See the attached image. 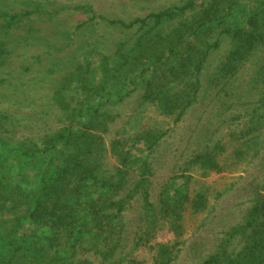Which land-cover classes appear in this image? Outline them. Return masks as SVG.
Wrapping results in <instances>:
<instances>
[{
    "label": "trees",
    "instance_id": "obj_1",
    "mask_svg": "<svg viewBox=\"0 0 264 264\" xmlns=\"http://www.w3.org/2000/svg\"><path fill=\"white\" fill-rule=\"evenodd\" d=\"M0 14L7 18V32L31 12ZM174 20L170 29L167 24ZM110 23L136 29L133 42L118 43L112 56L92 53L63 78L53 93L60 127L36 140L13 143L0 137V264H143L132 254L147 246L154 252L153 264L176 260L177 242L149 245L151 239L158 224L178 237L185 204L197 208L202 196L190 201L185 188L171 193L170 179L152 203V164L163 135L143 130L112 140L108 148L104 136L116 119L108 109L140 91L143 102L180 121L198 101L200 76L219 48L215 36L232 45L217 77H235L264 44V0H186L145 18ZM247 88L258 97L262 113L254 114L260 108H253L251 118L256 115L260 123L264 58ZM221 91L226 97L234 93L232 86ZM135 144L141 145L138 153L132 151ZM107 153L118 158L116 165L107 162ZM192 161L216 168L208 154H196ZM131 209L135 216L128 222ZM236 235L241 238L237 247L232 244ZM196 264H264V195L255 198L244 222Z\"/></svg>",
    "mask_w": 264,
    "mask_h": 264
},
{
    "label": "rangeland",
    "instance_id": "obj_2",
    "mask_svg": "<svg viewBox=\"0 0 264 264\" xmlns=\"http://www.w3.org/2000/svg\"><path fill=\"white\" fill-rule=\"evenodd\" d=\"M185 1L0 0V11L7 14L31 12L7 32L3 29L7 18L0 14V137L13 143L36 140L49 128L59 126L53 93L63 78L92 53L112 56L118 43L129 46L133 42L136 29H123L110 21L128 23ZM176 22L167 26L171 29ZM215 40L219 48L210 55L200 76L198 101L180 121L175 122V114L162 115L143 102L140 91L108 109L116 116L104 136L108 148L112 140L128 139L143 130L163 135L152 164V203L170 179L171 193L185 188L190 201L202 196L197 208L185 204L178 237L165 225L158 224L155 229L149 245L177 242L173 264H196L215 251L219 242L244 222L255 198L264 195V121L259 123L256 115L251 118L252 109L260 107L258 97L246 93L255 67L263 61L264 44L235 77L227 78L217 77V67L232 45L223 36H215ZM226 80L229 85L223 87ZM229 86L234 93L226 97L221 89ZM260 113L261 108L254 114ZM140 148L135 144L132 151L138 153ZM196 154L211 155L216 168L191 162ZM117 159L107 153L108 163L116 165ZM133 211L126 213L128 222L135 216ZM240 239L233 237V246L237 247ZM153 253L147 246L132 256L143 264H153ZM86 257L97 260L91 254Z\"/></svg>",
    "mask_w": 264,
    "mask_h": 264
}]
</instances>
